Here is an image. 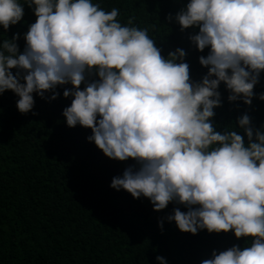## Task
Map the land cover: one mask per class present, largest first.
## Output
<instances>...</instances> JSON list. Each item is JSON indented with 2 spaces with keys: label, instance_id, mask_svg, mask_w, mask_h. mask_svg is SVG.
<instances>
[{
  "label": "clouds",
  "instance_id": "1",
  "mask_svg": "<svg viewBox=\"0 0 264 264\" xmlns=\"http://www.w3.org/2000/svg\"><path fill=\"white\" fill-rule=\"evenodd\" d=\"M25 4L36 21L22 54L18 33L0 45V95L15 93L18 111L27 114L34 93L43 99L52 92L55 100L57 86L70 84L63 91L72 97L62 113L67 126L90 129L88 141L107 158L138 165L113 177L110 187L147 198L157 212L173 202L187 208L167 217L183 233L231 231L251 240L242 249L213 251L201 264H264V126L255 129L247 114L239 118L246 144L212 123L221 83L229 102L252 103L264 72V0H189L176 14L182 31L199 28L190 37L197 49H210L199 59L208 69L200 82L190 80L184 50L164 58L148 29L121 22L117 7L107 10L100 0H0V27L20 23ZM92 72L99 79L81 90ZM258 98L264 101V93Z\"/></svg>",
  "mask_w": 264,
  "mask_h": 264
},
{
  "label": "trees",
  "instance_id": "2",
  "mask_svg": "<svg viewBox=\"0 0 264 264\" xmlns=\"http://www.w3.org/2000/svg\"><path fill=\"white\" fill-rule=\"evenodd\" d=\"M100 2L107 10L119 8L121 22L131 20L133 26L148 29L164 58L184 50L191 81L200 82L207 74L199 59L206 58L210 49L201 52L190 39L199 28L182 31L175 21L189 0ZM35 21L33 8L25 4L20 23L7 31L0 27V45L18 33L22 54L24 35ZM98 79L95 72L86 73L81 90ZM71 87L57 86L55 100L52 92L43 99L34 93V107L27 114L18 111L15 93L0 95V264H157V256L167 264H201L213 251L251 244L231 231L183 233L167 217L177 207L182 212L187 208L173 202L157 212L147 198H133L110 187L113 177L138 165L131 159L107 158L88 141L90 129L67 126L62 113L72 97L65 98L63 91ZM218 90L221 106L214 109L213 125L221 133L236 131L247 144L238 120L247 114L255 129L264 126V101L258 98L264 93V72L251 105L242 99L229 102L230 92L223 83Z\"/></svg>",
  "mask_w": 264,
  "mask_h": 264
}]
</instances>
